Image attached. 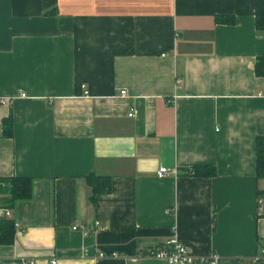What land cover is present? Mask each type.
<instances>
[{
  "label": "crops",
  "instance_id": "0c3cea01",
  "mask_svg": "<svg viewBox=\"0 0 264 264\" xmlns=\"http://www.w3.org/2000/svg\"><path fill=\"white\" fill-rule=\"evenodd\" d=\"M53 7L0 0V97L15 96L0 105V177L32 179L31 197L11 206L20 227L0 241V264H167L144 254L167 240L215 264H264L253 260L264 249L254 0ZM193 165L214 173L185 174ZM160 166L173 172L157 177ZM88 174L110 183L92 201Z\"/></svg>",
  "mask_w": 264,
  "mask_h": 264
},
{
  "label": "trees",
  "instance_id": "16d2710c",
  "mask_svg": "<svg viewBox=\"0 0 264 264\" xmlns=\"http://www.w3.org/2000/svg\"><path fill=\"white\" fill-rule=\"evenodd\" d=\"M44 14L53 12L54 0H40ZM217 21L231 22V18H215ZM254 26L255 29L264 28V0H254ZM255 73H264L261 58L255 61ZM2 134L9 137L11 135V123L9 115L2 119ZM255 149V172L257 177L264 174V134L256 135L254 138ZM185 174L211 175L214 173L213 167L204 165H193L184 171ZM86 185L90 189L89 200L99 193H107L110 190L109 179L106 176L88 174L84 178ZM32 179L24 176L0 177V203L11 206L16 201L28 200L31 197ZM14 229L10 219H0V241H9L11 231Z\"/></svg>",
  "mask_w": 264,
  "mask_h": 264
},
{
  "label": "built area",
  "instance_id": "2783aa9c",
  "mask_svg": "<svg viewBox=\"0 0 264 264\" xmlns=\"http://www.w3.org/2000/svg\"><path fill=\"white\" fill-rule=\"evenodd\" d=\"M175 84L177 86L181 85V79L177 78L175 80ZM120 94H124V91H119ZM19 96H24L22 93L18 94ZM15 96H12L10 98L0 97V105H5L6 103H9L12 98ZM129 116L132 115V111L128 113ZM173 171H170L166 169L163 166L158 167L156 170V176L157 177H164L172 173ZM0 219H10L12 221L14 229H19L20 225L19 223L13 218L12 215V209L8 206H5L0 203ZM94 228L98 227V222H94L93 224ZM72 230H80L82 232L87 231V227L81 224H74L71 226ZM147 256L160 258L166 261L167 264H215V261L217 257L214 254H211L210 257H203L199 255H195L191 252H189L186 247L183 245L177 243L174 240H167L162 244L154 245L147 249V251L144 253ZM102 254H100L101 256ZM264 259V249L260 250V253L257 257H255L254 261H260ZM51 264H54V259L50 260ZM23 264H34L33 259H27L24 261Z\"/></svg>",
  "mask_w": 264,
  "mask_h": 264
}]
</instances>
